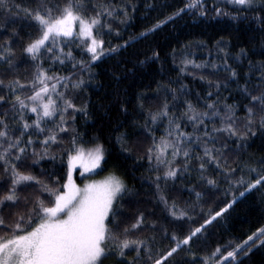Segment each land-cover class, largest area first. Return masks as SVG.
I'll list each match as a JSON object with an SVG mask.
<instances>
[{
  "label": "trees",
  "instance_id": "trees-1",
  "mask_svg": "<svg viewBox=\"0 0 264 264\" xmlns=\"http://www.w3.org/2000/svg\"><path fill=\"white\" fill-rule=\"evenodd\" d=\"M186 2L78 0L80 7L74 8V12L84 19L90 20L97 12L101 13L98 17L101 24L94 29V36L104 42L107 54L95 61L87 52L91 41L84 43L87 38H80L77 31L73 37H60L54 45L46 42L54 47V53L44 49L35 61L24 51L42 33L39 25L22 10L63 8L68 0H4L0 6V51L10 49L4 55L14 65L9 67L6 61H0V81H3L0 95L5 97L0 102V114L7 113L9 130L16 136H21L24 123L32 125L21 137L20 147L27 148V159L20 164V171L41 181L20 187L18 195L52 206L54 195L45 186L59 192L67 179L71 154L81 148L89 151L101 146L104 160L97 175L117 174L127 189L117 201L119 215L105 221L118 238L106 242L112 252L102 258L101 264H144L143 252L141 258L134 259L135 246L125 249L124 256L119 255L117 245L124 239L146 240L152 254L160 258L175 246L173 236L182 240L221 209L226 211L164 264H205L206 261L225 264L220 257L264 228V184L245 191L247 184L257 178L249 168H264V124L261 123L264 111L251 100L252 95L264 92V67H261L264 65V0H255L250 6L229 0H201L200 7L185 11L144 37L139 36ZM106 10L113 15L109 16ZM131 37L135 39L130 40ZM117 45L121 47L116 52L108 51ZM54 55L60 60H55ZM185 61L202 67L196 68ZM40 67L48 75L63 77L57 91L64 93V100L74 105L68 108L63 100H58V114L41 121L44 131L33 125L36 113L13 104L15 95L26 98L32 94L33 89L28 85ZM15 81L25 87L18 88ZM209 93H212L210 97ZM53 98H57L55 94ZM165 104L168 115L158 116L153 122L152 115L163 111ZM189 104L197 112L207 111L211 116L213 111H218L220 116L205 117L204 125L194 127L184 115ZM208 104H214L215 108L208 109ZM229 105L234 112L237 134L214 133V143L198 139L203 137L205 126L210 133L224 126L221 118L228 113ZM249 107L255 110L250 125ZM176 123L180 124L179 131L187 135V139L181 138L180 154L173 157L169 149L164 159L171 161L170 164L158 163L155 153L149 160L148 149L154 143H160L162 138L175 143ZM61 128L66 131H60ZM169 132L173 135L169 136ZM52 135L56 141L45 146L43 141ZM29 139L31 144H27ZM206 147L219 150L214 153L221 157L219 166L204 156ZM185 151L189 154L187 158ZM16 152L13 150L12 156ZM12 156L7 160L12 161ZM201 163L205 165L203 169ZM7 166H0V197L6 196L11 187L10 173L4 171ZM172 167L178 170L177 176L164 178V173ZM231 169L236 171L232 173ZM242 177L244 184L238 183ZM209 180L215 183L209 184ZM173 206L178 215L184 211L187 216L173 217L169 211ZM24 211L22 202L16 207H11L10 202L3 205L0 214L10 227L0 229V237L15 234L12 230L15 218ZM141 213L143 224L131 229ZM115 221H119V228L115 227ZM125 228L130 231L124 233ZM254 240L255 243L249 242L227 264H264V243H261L264 236ZM217 248L221 251L213 256Z\"/></svg>",
  "mask_w": 264,
  "mask_h": 264
},
{
  "label": "snow or ice",
  "instance_id": "snow-or-ice-1",
  "mask_svg": "<svg viewBox=\"0 0 264 264\" xmlns=\"http://www.w3.org/2000/svg\"><path fill=\"white\" fill-rule=\"evenodd\" d=\"M230 3H234L242 6H250L255 0H229ZM4 0H0V6H2ZM201 0H187L183 7L178 8L170 16L165 17L164 20H157L151 28H146L144 32L139 33L140 37L146 36L148 32H152L160 28L162 25L172 20L173 18L180 16L187 10L200 7ZM19 7V6H17ZM80 4L78 0H68V3L63 8H37L36 10L23 9L27 17L35 21L39 25V30L42 35L31 42L26 48L25 52L29 54L33 61L38 59L44 49L48 53H54V47H49L46 42L51 41L53 45L60 37H73L76 33L73 31V25L78 22L79 24V37L87 38L84 43H88L87 52L91 53V60L95 61L100 59L107 53L103 49V41H98L94 36V29L101 24L98 17L101 13L97 12L95 17L90 20L84 19L80 15L74 12V8H79ZM109 16L113 15V12L106 10ZM217 14H220V9H217ZM204 12L201 11V15ZM135 37H131L130 40H134ZM129 41H125V44ZM111 48L109 52H116L118 48ZM61 51H63L61 49ZM4 52H11L10 49H4L0 51V61H6L9 67H14L12 61L4 55ZM71 56V53L67 54ZM55 60H60V57L54 55ZM63 63V61H60ZM186 64H193L194 67L200 68L201 65L194 64L192 61H185ZM215 67V65H213ZM261 67H264L262 65ZM235 76V72L232 73ZM55 80V83H50ZM63 77H56L54 75H48L42 67L39 68L33 81L29 82L33 91L31 95L26 98H21L20 95H15L13 104H18L20 109L27 108L28 111L37 114V119L33 121L36 129L44 131L41 128V121L43 118H51L54 114H58V100H63L68 108H74V105L69 100H64V93L57 91L58 84H61ZM10 84L12 82H9ZM82 83V82H81ZM3 84V81H0ZM15 85L23 89L25 85L20 84L19 81H15ZM66 86V85H65ZM79 85H74L78 87ZM219 87V85H217ZM12 91L15 92L16 88L13 87ZM247 92V89H244ZM53 94L56 95V99L53 98ZM209 97L212 93L208 94ZM5 97L0 95V102L4 101ZM27 101L34 102L32 107H28ZM251 100L254 104L260 106V110L264 111V92L259 95H252ZM168 105L163 106V111L158 114L152 115V121L155 122L158 116H167ZM208 109H214V104H208ZM228 113L222 117L223 127L214 128L210 133L206 126L203 137L198 139H204L205 142H213L214 133H227L229 136L236 135V129L234 127L235 117L232 106H227ZM15 110V108H13ZM248 116L250 117L249 125L253 122L251 117L255 115L253 107L247 109ZM191 113V114H189ZM7 113L0 114V166L7 164L4 168L6 173H10L11 187L8 190V194L4 197H0V213L3 212V205L6 202H10L11 207H16L23 203L24 212L20 213L15 218V224L13 227L14 235L9 237H0V264H101L102 258L112 252L111 249L106 247V242L109 240H116L118 237L111 232L107 227L105 221L119 215L117 209V201L120 195L127 191L125 185L117 178L110 177L102 184H90L85 186L84 189H79L72 181V170L77 166L83 169L84 173H89L99 168L101 162L104 160L103 148L97 145L94 149L89 150L87 153L83 149H78L75 155L69 157L68 160V182L62 185L61 189L57 193L55 189H47L50 194L54 195V203L52 206H44L42 200H30L25 196L21 198L18 195L20 187H27L32 183L40 184L41 181L37 180L31 174H26L20 171V164L24 163L27 159L26 147H20L23 143L21 137L25 134V131L32 127L27 123L23 124L21 136H16L15 133L9 130V125L6 122ZM188 121L193 123L194 127L204 125V118L212 119V117L220 116L218 111H213L211 116L207 111L200 113L197 112L191 104L188 105V111L184 113ZM63 120H61V123ZM264 124V118L261 121ZM180 124H175L174 131L176 132L175 143L168 138H162L160 143H154L152 147L148 149L149 160L153 159V153H155V159L158 163H171L164 159L165 153L172 149V156L175 157L182 151L181 138L187 139V135L179 131ZM60 131H66L61 128ZM169 136L173 133L169 132ZM49 141L55 142L56 136H49L43 143L45 146ZM29 139L27 144H31ZM13 150H17L16 154L12 156ZM219 151L215 147L205 148L204 156L208 158L209 162H215L219 166V160L221 157L215 156L214 153ZM188 157V152L183 153ZM12 156V161L7 160V157ZM14 161V162H13ZM35 163V161H33ZM204 163H201V169L204 168ZM232 173L236 169L230 170ZM178 170L175 167L169 168L164 173V178H174L177 176ZM250 173H256L257 178L247 184L245 191L256 188L258 185L264 184V168H249ZM161 177H157V180ZM209 184L215 183L212 180L208 181ZM238 183L244 184L245 180L242 177ZM199 195V194H198ZM240 195H244L243 192ZM163 199V197H161ZM167 203V201H164ZM31 204V206H29ZM170 214L176 219H182L187 216V213L180 211L179 215L175 210V206L169 209ZM226 209H221L220 212H216L215 216L210 219H206L204 224L200 227L192 230L188 236L182 240L176 236L172 237V240L176 241L175 246L167 251L166 255H162L160 258H156L152 254V249L146 240H121L117 245L119 249V255L124 256L125 249H130L135 246L137 258H141L140 254L143 252L144 264H164L168 258L172 257L183 246L190 245L193 238L197 237L204 227L212 222L216 217H219ZM65 218H61V215ZM41 221L35 227L36 221ZM143 224V213L137 217L136 223L130 226L131 229H137ZM26 226V227H25ZM9 225L5 224V219L0 214V229L9 228ZM115 227L119 228V221H115ZM31 228V231H28ZM19 230V231H16ZM124 233L130 231L129 228H125ZM23 233V234H21ZM261 236H264V228L259 229L258 233H253L249 236L243 244H237L232 251H228L226 256L220 257L221 260L227 264L231 260H235L240 252L244 250L249 242L255 243L254 237L258 240ZM264 243V241H261ZM219 248L212 253L213 256L220 252ZM207 264V261L205 262Z\"/></svg>",
  "mask_w": 264,
  "mask_h": 264
},
{
  "label": "rangeland",
  "instance_id": "rangeland-1",
  "mask_svg": "<svg viewBox=\"0 0 264 264\" xmlns=\"http://www.w3.org/2000/svg\"><path fill=\"white\" fill-rule=\"evenodd\" d=\"M73 31H74V32H75V31L79 32V24H78V22L75 23V24L73 25ZM33 103H34V102L28 101V106H29V108L33 106ZM81 149H83V150L85 151V153L88 152V150H86V148H81ZM76 151H77V150H76ZM76 151L73 152V153L71 154V156H72V155H75V154H76ZM99 169H100V167L97 168V169H95V170L92 171V172L84 173V172H83V169L80 168L79 166H77L75 169L72 170V181H73V183L75 184V186H76L77 188H79V189H84L85 186L90 185V184H97V185L102 184L104 181H106V180L109 179L110 177H115V178L119 179V180L123 183L121 177H120L119 175H117V174H114V173H108V174H103V175H97V172H98ZM67 182H68V168H67V179H66L65 184H66ZM61 218H62V219L65 218L63 214L61 215ZM40 222H41V221L38 220V221L36 222V224H35L33 227H35V226H36L37 224H39ZM31 230H32V229L30 228L28 231H31ZM21 234H23V233H21ZM12 236H13V235H12ZM12 236H8V237L11 238Z\"/></svg>",
  "mask_w": 264,
  "mask_h": 264
}]
</instances>
